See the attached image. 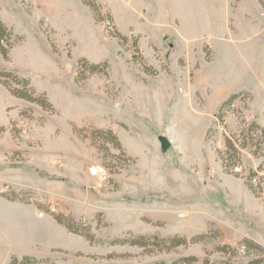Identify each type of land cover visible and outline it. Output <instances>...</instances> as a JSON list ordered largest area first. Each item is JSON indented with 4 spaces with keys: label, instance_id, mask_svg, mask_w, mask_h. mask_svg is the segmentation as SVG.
<instances>
[{
    "label": "rangeland",
    "instance_id": "1",
    "mask_svg": "<svg viewBox=\"0 0 264 264\" xmlns=\"http://www.w3.org/2000/svg\"><path fill=\"white\" fill-rule=\"evenodd\" d=\"M0 19V264H264V0Z\"/></svg>",
    "mask_w": 264,
    "mask_h": 264
},
{
    "label": "trees",
    "instance_id": "2",
    "mask_svg": "<svg viewBox=\"0 0 264 264\" xmlns=\"http://www.w3.org/2000/svg\"><path fill=\"white\" fill-rule=\"evenodd\" d=\"M5 35H6V28H5V26H4V24H3V22L1 21V19H0V50L2 51V52H5V49L2 47V42L4 41V37H5ZM229 100L230 99H228L226 102H225V104H227L228 102H229ZM29 259V257H25L24 258V260H28Z\"/></svg>",
    "mask_w": 264,
    "mask_h": 264
},
{
    "label": "water",
    "instance_id": "3",
    "mask_svg": "<svg viewBox=\"0 0 264 264\" xmlns=\"http://www.w3.org/2000/svg\"><path fill=\"white\" fill-rule=\"evenodd\" d=\"M160 140H161V143L164 149H167L171 144L170 141L166 137H161Z\"/></svg>",
    "mask_w": 264,
    "mask_h": 264
}]
</instances>
